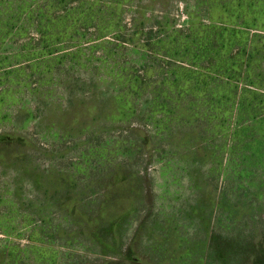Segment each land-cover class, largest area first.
Instances as JSON below:
<instances>
[{
  "label": "rangeland",
  "instance_id": "374dc122",
  "mask_svg": "<svg viewBox=\"0 0 264 264\" xmlns=\"http://www.w3.org/2000/svg\"><path fill=\"white\" fill-rule=\"evenodd\" d=\"M93 118L110 138L78 135ZM68 143L70 159H51ZM179 167L206 176L180 193L202 205L204 233L155 229L157 260L130 225L118 254L97 252L113 225L93 199L173 210L159 193ZM183 237L197 238L191 264H264V0H0V264H186Z\"/></svg>",
  "mask_w": 264,
  "mask_h": 264
},
{
  "label": "trees",
  "instance_id": "16d2710c",
  "mask_svg": "<svg viewBox=\"0 0 264 264\" xmlns=\"http://www.w3.org/2000/svg\"><path fill=\"white\" fill-rule=\"evenodd\" d=\"M138 28H136L137 30ZM38 30V38H42L44 36L45 33H43L42 28L40 26L37 27ZM40 31V32H39ZM38 41H41V39H37ZM60 71L63 70V68L59 69ZM64 72V71H62ZM67 78L69 79L70 76H58L57 80L59 81V84L62 86L63 82L65 80H67ZM75 79V78H74ZM72 79V80H74ZM62 88V87H61ZM86 89V88H84ZM76 122L79 123V120L75 117ZM94 122L89 124L84 131L81 130V128L79 127V131H78V135H83L85 132L88 133H95L94 131H88V130H95L97 133L93 134V136H88L87 140H84L85 143H89V142H94L93 140H89L90 138H97L99 139V136H111L112 134V129L110 130L108 128V126L106 124H102L100 130L97 129L98 124L100 123L97 119H92ZM80 123L82 124L81 126H83L82 121H80ZM80 126V125H79ZM82 131V132H81ZM127 131L124 130L123 133H126ZM98 133H101L100 135H98ZM85 135V134H84ZM95 144V142H94ZM95 146V145H92ZM71 148L70 144L68 143V147L66 149L65 153H59V152H53V156H51V159L53 160H61V159H70L69 155L67 154V150ZM107 154V153H106ZM134 154V153H133ZM137 154L141 155L142 153L138 152ZM160 154V152L158 153ZM50 159V160H51ZM158 160V159H157ZM52 161V160H51ZM93 169L91 168L92 162L89 161L88 163H85V165L87 166V168L91 169L92 175H96V173L99 175V178L102 180H104V171L107 172L108 177L113 174V171H111L112 167H113V159L111 158L110 155H105L102 158H99L97 156H95V158H93ZM196 165H199L197 162H195ZM189 165H194V164H189ZM163 166V164H162ZM171 168L174 166L172 164L169 165ZM123 167V165H122ZM162 169V168H161ZM180 172H181V176H177L176 174H173L172 176H167L166 178H163L165 181L162 184V189L160 190V199H169V198H174V199H179V204L174 206V209L172 210L169 209L168 211H166L168 208L172 207L167 203L164 202H159L158 205H156V207H150L151 203L149 202H145L142 198L140 199V203H139V210L137 209V204L132 202V200H121L119 199L118 203L114 204L112 202H108V206L109 210H106L105 207H103V209H101L102 203L104 202V200H100L99 197L94 198V206L96 208H98V210H100L103 214H106V216H108L106 218V220H104L103 222L106 224H110L113 225L110 228H105V230H102L100 232H97L93 243L96 244L97 246L95 247V245L93 244V247H95L97 252H102L103 254H118L119 252V248L117 246L120 235H121V231H125L128 230V227L134 228V226L136 225L137 227L141 226V232H142V242L145 243L146 237L150 236V241L151 243L149 245H141L142 247L144 246L146 249L150 248L151 253L154 251V253L156 254L155 256H157V260L165 258L168 253H167V247H162L165 246L164 242L168 241V238L165 237L162 241L158 240L157 236H155L154 231L155 229L158 231H164V236H167V234H172L174 232L175 228V222L178 221V223L180 222V224H183L182 226H188L189 223L193 225V227L197 230L194 229L195 232L197 233H204L203 230V223L198 222L196 216L198 215L199 211H201L200 206H202L201 204L197 203V199H194V201L191 203L190 202V197H185L183 200H180V193H181V188L183 190H193V192H197V186L198 183H208L206 180V176H204L203 174L201 175V177H195L193 175V173L187 168V167H179ZM225 171V170H224ZM121 174V172H120ZM226 174H227V170H226ZM229 175V172L228 174ZM197 179V180H196ZM200 179V180H199ZM227 180V176L224 178V181ZM111 182V180H110ZM99 188H103L101 185L97 186ZM186 187V189H185ZM92 189V187H91ZM98 190V189H97ZM96 191V190H95ZM142 194V193H141ZM219 195L221 197H223L225 194L222 191L219 192ZM177 196V197H176ZM19 197L22 198V193H19ZM106 200V199H105ZM196 200V201H195ZM182 201V202H180ZM124 203V207L127 204H130V209L132 212H134L133 214H129V212H127V209L125 210L124 213V209H119V205H121V203ZM217 204V203H216ZM178 206V208H177ZM219 211H222V206H219ZM129 208V207H128ZM252 208V207H251ZM255 208V207H254ZM213 206L210 207L209 210V214H210V218L211 217H216V213L213 215ZM255 209H258V207H256ZM118 210V211H117ZM145 210V211H144ZM99 211V213H100ZM137 211V212H136ZM119 212V213H118ZM115 214H120L119 218H122L123 216V221L122 219L119 221H115ZM144 216V217H143ZM118 218V219H119ZM217 218V217H216ZM212 219V218H211ZM122 221V222H121ZM211 222H213V220H211ZM123 223H129L127 224V228H124ZM207 224V221H206ZM118 225L122 226L123 230H119L118 229ZM147 225V228H146ZM174 227V228H173ZM137 229L135 228L134 231H136ZM189 235V233H186ZM56 236V234H54ZM196 235V233H195ZM57 237V236H56ZM194 239V240H193ZM185 240V244L183 246V248H181L178 252L175 253V261L174 263H178V261L180 262H185L186 264H191L190 262V258H186L183 259L185 257L188 256V252H192V243H194L197 238L193 237L192 241L189 242V239H184V237L182 238V240L180 241H184ZM163 242V243H162ZM203 247L205 248V246L203 245ZM203 248V250H204ZM8 260H6L5 258V264H10V260H9V256L7 255ZM190 257V256H189ZM205 260H206V256H203V259L201 258V261H198L197 263L194 264H205ZM107 264V263H106ZM141 264H144L141 261Z\"/></svg>",
  "mask_w": 264,
  "mask_h": 264
}]
</instances>
